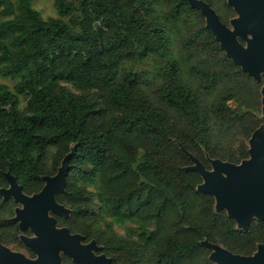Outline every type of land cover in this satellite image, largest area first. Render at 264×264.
<instances>
[{"label": "trees", "instance_id": "trees-1", "mask_svg": "<svg viewBox=\"0 0 264 264\" xmlns=\"http://www.w3.org/2000/svg\"><path fill=\"white\" fill-rule=\"evenodd\" d=\"M199 1L225 27L236 16L227 0ZM31 3L0 0V77L16 81L0 84V189L9 176L35 195L67 157L55 195L67 215H52L55 227L94 242L109 264H215L211 247L248 257L264 246V220L238 227L189 169L249 158L264 74L228 58L185 0H53L45 20ZM146 57L162 59L150 79L122 68ZM17 208L0 196V245L31 234L13 220Z\"/></svg>", "mask_w": 264, "mask_h": 264}, {"label": "water", "instance_id": "water-1", "mask_svg": "<svg viewBox=\"0 0 264 264\" xmlns=\"http://www.w3.org/2000/svg\"><path fill=\"white\" fill-rule=\"evenodd\" d=\"M204 18L205 27L219 44V48L240 69L254 79L264 74V0H227L238 18L230 25L243 41L247 33L252 40L246 47L240 45L228 28L219 22L214 11L199 0H185ZM261 106L264 114V85L261 88ZM249 160L234 166L210 161L211 170L194 162L189 169L201 178L200 192L213 197L217 209L224 210L238 227L244 228L251 218L264 220V126L256 129L248 142ZM67 170V157L52 177H44L41 191L32 196L22 194L15 181L6 176L8 187L0 189L3 199L11 198L22 209L15 210L13 220L20 231L28 229L37 239L20 237V241L36 256L35 261L20 254L8 253L0 245V264H60L58 253L75 264H109L103 256H95L94 242L81 244L79 235H71L64 228H56L53 217L66 216V210L55 201V195L63 191ZM209 260L215 264H264V246H259L252 256L231 254L221 247H211Z\"/></svg>", "mask_w": 264, "mask_h": 264}, {"label": "rangeland", "instance_id": "rangeland-1", "mask_svg": "<svg viewBox=\"0 0 264 264\" xmlns=\"http://www.w3.org/2000/svg\"><path fill=\"white\" fill-rule=\"evenodd\" d=\"M68 1H72V0H68ZM31 6H32V8L35 11H37L39 13L40 17L43 20L48 19V18L56 17L55 11H54V8H53V0H32ZM238 17L239 16H237V15L235 16V18H238ZM176 27H177L176 29H173V28L170 29V38H171L172 46L170 48V52L169 53L171 55H174L177 58L178 57L176 55L177 54V46H178V44L176 42V39L178 38L177 34L178 33H182L184 31V25L178 24V26H176ZM227 28H228L229 32L234 36V38L238 39V37L235 34V31H234L233 27L230 25L229 22L227 24ZM251 40H252L251 34L247 33L246 36H245V39L243 40L244 48L246 47V43L248 41H251ZM161 60L162 59H159V58L155 59V58H150V57H146V58H143V59H140V60H130V61L124 62L122 64V68L134 69V70H136L139 73L145 74L144 77L146 79H150V78H152L151 74L153 73V71L155 69H157V67L159 66V62ZM15 82L16 81H12V80L0 77V84H3L5 86H7V88L9 90L12 89L13 85L15 84ZM64 86L67 87L74 94H78L71 87H69L67 85H64ZM23 106H24V100H23V98L19 97L18 98V107L19 108H23ZM247 160H249V159H247ZM210 170L212 171L211 167H210ZM89 190H91V189H89ZM93 202L95 204V200ZM17 209H22V206L18 205ZM52 215H53L52 213L47 212V217H52ZM66 215H67V212H66ZM104 219H105V222H109L110 224H112V220L111 219H109V218H104ZM112 228H113L114 233H116L117 235H120V236H124V230H123L122 227H120L118 225H115V224H112ZM24 236L29 237V238L37 239V237H35L32 233L30 234V236L26 235V234ZM1 247L5 248L8 251V253L20 254L25 259H28L30 261H35L36 260V256L35 255L33 256L34 258H32V259L28 257V252H30V250L23 243L20 246L12 244V245H7V246L6 245H1ZM92 253L94 254V251ZM61 255H63V254L61 252H59L58 253L59 259H60ZM95 256H103V255H95ZM104 258L107 259L106 257H104ZM107 260H109V259H107ZM212 263H214V262H212ZM60 264H61V262H60Z\"/></svg>", "mask_w": 264, "mask_h": 264}]
</instances>
